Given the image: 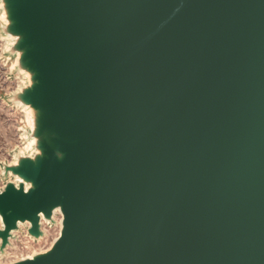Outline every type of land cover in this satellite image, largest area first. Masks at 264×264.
Instances as JSON below:
<instances>
[{
	"label": "water",
	"instance_id": "1",
	"mask_svg": "<svg viewBox=\"0 0 264 264\" xmlns=\"http://www.w3.org/2000/svg\"><path fill=\"white\" fill-rule=\"evenodd\" d=\"M5 3L42 155L8 168L1 249L63 214L11 264H264V0Z\"/></svg>",
	"mask_w": 264,
	"mask_h": 264
},
{
	"label": "rangeland",
	"instance_id": "2",
	"mask_svg": "<svg viewBox=\"0 0 264 264\" xmlns=\"http://www.w3.org/2000/svg\"><path fill=\"white\" fill-rule=\"evenodd\" d=\"M6 10L5 0H0V189H4L9 182L18 183L15 174L8 169L14 166L15 159L31 157L34 153V149L24 150L23 153L26 135L30 137L31 132L26 122L24 107L17 102L25 103L21 94L30 83L23 73L27 68L23 66L21 59L19 61L17 59L19 50L16 44L6 40V35L9 33L3 18ZM2 170L5 172L3 173ZM3 227L0 225V229ZM44 228L45 237L35 242L26 237L28 224L21 226L16 232L14 244L9 249L11 255L0 257V264H8L31 253L48 249L59 235L58 217L56 216L54 222L45 223ZM0 250H2L1 239Z\"/></svg>",
	"mask_w": 264,
	"mask_h": 264
},
{
	"label": "bare ground",
	"instance_id": "3",
	"mask_svg": "<svg viewBox=\"0 0 264 264\" xmlns=\"http://www.w3.org/2000/svg\"><path fill=\"white\" fill-rule=\"evenodd\" d=\"M3 18H4V21L6 22V26H7V28H9L10 26H11V24H12V22H11V20L9 19V12L6 10V12H4V14H3ZM21 38H22V36L21 35H19V34H15V33H13V32H9L7 35H6V40L9 42V43H12V44H17V43H19V41L21 40ZM22 53H23V51H19L18 52V61L20 60V58H21V56H22ZM23 73L26 75V77L28 78V80H29V83H30V86H32L33 84H34V74L31 72V71H29V70H23ZM18 104H20L21 106H23L24 107V112H25V117H26V122L28 123V125H29V128H30V137L28 136V135H26V142H25V148L23 149V153H24V150H33L34 149V156H33V154L31 155V158H33L34 160H35V156L37 155V156H40V155H42V150L38 147L39 145H40V141L42 140V136H40L39 134H38V126H39V123H38V117H39V112H38V110H36L34 107H32L30 104H27V103H23V102H21V101H18L17 102ZM19 164V159L18 158H16L15 159V162L13 163V165H15V166H17ZM2 172L4 173L5 172V170H2ZM9 174H11V173H9ZM15 177H16V181H24V179L23 178H21L20 176H18V175H15ZM24 182H26V181H24ZM26 183H29V182H26ZM33 185L32 184H27V186H26V188L28 189V188H31ZM60 211V208H57L56 209V211ZM61 212V211H60ZM43 216V215H42ZM54 218H56V217H54ZM42 220H43V223H44V225H45V223H49L50 222V220L49 219H47V218H45L44 216H43V218H42ZM25 224H30V222L29 221H27V222H20L19 223V226L21 227V226H23V225H25ZM0 225L3 227V218H2V216L0 215ZM61 226H62V224H61V222L59 221V223H58V227H59V234H60V232H61ZM43 230H44V234L46 235V230H45V228H44V226H43ZM16 232H18V230H14L13 231V237L11 238V240H10V243H9V245L5 248V249H3V250H0V257H2V258H4V257H7V256H10L11 255V252L9 251V249L12 247V245L14 244V241H15V238H16ZM45 235H43V236H40V237H38V238H36V237H33V236H31L29 233L27 234V236L26 237H29L31 240H33V241H38V240H41V239H43L44 237H45ZM59 237L57 236L55 239H54V241H53V243H52V245L48 248V249H46V250H44V251H38V252H34L32 255L31 254H29V255H27L26 257H22V258H19L17 261H19V260H23V259H28V258H33V257H35L36 255H38V254H42V253H45V252H47V251H49L52 247H53V245H54V243L56 242V240L58 239ZM29 239L27 238V241H28ZM14 262H16V261H12L11 263H14ZM11 263H8V264H11Z\"/></svg>",
	"mask_w": 264,
	"mask_h": 264
},
{
	"label": "built area",
	"instance_id": "4",
	"mask_svg": "<svg viewBox=\"0 0 264 264\" xmlns=\"http://www.w3.org/2000/svg\"><path fill=\"white\" fill-rule=\"evenodd\" d=\"M16 184H18V183H16ZM61 211V210H60ZM59 210L58 211H54V214H53V220L55 221V219L56 218H54V217H58V223H59V221L61 222V224H62V222H63V214H62V212H60ZM42 218H43V216H42V214H41V230L43 231V233H44V230H43V226H44V223H43V220H42ZM50 222H52L51 220H50ZM49 222V223H50ZM29 227H30V224L28 225V229H29ZM27 229V230H28ZM61 230H62V226H61ZM29 233V232H28ZM61 233V232H60ZM60 236V234L58 235V237ZM10 240H11V238H10Z\"/></svg>",
	"mask_w": 264,
	"mask_h": 264
}]
</instances>
